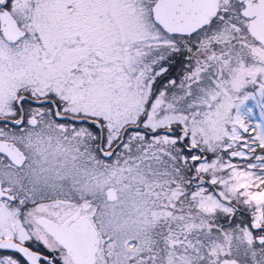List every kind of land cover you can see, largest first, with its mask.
<instances>
[{
    "label": "snow or ice",
    "instance_id": "obj_1",
    "mask_svg": "<svg viewBox=\"0 0 264 264\" xmlns=\"http://www.w3.org/2000/svg\"><path fill=\"white\" fill-rule=\"evenodd\" d=\"M0 264H264V0H0Z\"/></svg>",
    "mask_w": 264,
    "mask_h": 264
}]
</instances>
